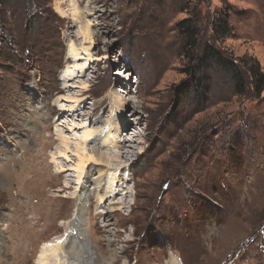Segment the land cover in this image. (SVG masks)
I'll list each match as a JSON object with an SVG mask.
<instances>
[{"label":"rangeland","instance_id":"374dc122","mask_svg":"<svg viewBox=\"0 0 264 264\" xmlns=\"http://www.w3.org/2000/svg\"><path fill=\"white\" fill-rule=\"evenodd\" d=\"M90 21L93 43L81 35ZM183 22L197 36L192 50ZM223 22L229 34L215 37ZM72 42L88 52L79 51L85 67L69 83ZM207 51L214 56L199 65ZM255 68L264 79V0H0V264H38L48 245L68 243L78 175L59 173L77 160L57 159V127L83 126L71 139L86 129L116 134L107 125L115 93L130 103L124 135H138L121 173L132 205L98 216L108 205L96 211L92 194L97 264H264V90L252 88ZM192 83L179 105L177 90ZM64 96L88 104L62 118L59 105L74 106ZM105 220L117 224L114 236Z\"/></svg>","mask_w":264,"mask_h":264},{"label":"bare ground","instance_id":"6f19581e","mask_svg":"<svg viewBox=\"0 0 264 264\" xmlns=\"http://www.w3.org/2000/svg\"><path fill=\"white\" fill-rule=\"evenodd\" d=\"M58 9L60 10V8ZM76 16L80 18L81 12L76 11ZM91 27H94V25L90 21L87 26L81 29V35L84 41L89 39L90 43H93V31L90 30ZM78 47L79 46L72 42L69 48L68 60H74L75 65H73V67L68 66L67 74H64V82H73L75 78H78L74 77L76 69L83 70L85 67V65L81 66L78 64V62H81V55H79V51L88 52V49H80ZM90 56L89 59H92L90 58ZM71 87L72 86L70 85L65 86L61 90L63 92H68L69 88ZM127 92L128 91H124L122 93L125 94ZM115 94L112 95V100L115 102L116 110L114 109L115 112H110L112 119L108 120L107 125L111 127V121H113L116 127L114 129L116 134L113 135L111 130H103V128L95 130L86 129L83 131V133H81V135L74 134V138L71 139L67 134L73 131L75 132V130L82 129L80 127L83 126H77L74 123V125L70 127V130L67 131V134L65 130L62 131L63 129L60 130L57 127V136L60 138L61 144L63 145V150L56 154L58 156L57 159L59 160L62 158L65 161L70 162L71 157L69 156L72 155V157H75L77 160V163L74 164V168L72 169L67 170L65 166H61L59 174H65L69 171L77 173V194L75 195L76 197H73L71 199L77 198L78 203L74 209V219L65 223V225H67V230H71V233L67 236L66 239L68 243L64 244L65 241L62 242L61 240V242L57 241L58 243H55L54 245H48V248L50 249L42 250L43 252L39 255L38 258V264H97V254L95 253L93 245L90 243L91 241L89 240L88 233L90 228H92V222L91 219H89L92 207V204L90 202L92 194L96 200L94 205L96 211L99 206H103L106 204L108 205L107 210L105 212H100L98 216L105 215V217H107L110 216L112 213L127 211L132 205L131 201L129 200V194L131 191L130 187L128 186V179H121V177L123 176V174L121 173L127 171V163H130L134 160L133 158L135 155L133 152H131V150L134 149L132 145L136 143V138H138V135L137 131H135L131 136H129V134L124 135L123 131H125L126 127L130 126L129 123L126 124L127 118L129 116L128 114L125 115V108L129 106L130 103L127 101L124 102L123 99H120L119 95H117V97ZM60 99H70L73 102L69 101V103L72 102V104L74 105H59V117L62 118H67V116H75L76 113H78L79 107L81 105L88 104L85 100L78 102V100H75V98H67L65 96ZM106 101L107 100H102L101 105L106 103ZM83 107L85 109H88L85 106ZM51 110L54 109L52 108ZM129 121L130 123L134 121V123L139 125L142 119L138 117L132 120L131 118V120L129 119ZM59 122V126L63 127L62 124H65V121ZM64 129H67V127H64ZM71 142H75L72 147L73 151L71 150V147H69L70 145L72 146ZM111 147L113 148V152L108 151ZM105 150L106 152H104ZM56 155H53L54 161L56 159ZM123 160L126 161L125 164L122 163ZM113 161H115V167L112 165ZM90 169L97 170V178L89 177ZM91 186H93L94 191H91ZM64 188L70 189V184L67 182L66 184H64ZM123 195L124 197H122ZM42 196L41 200L43 199ZM120 196L122 198L118 200V202H113L117 200V198ZM116 226V223H112L110 221L107 222V220H105L103 227L107 228L108 231L111 233L112 230H115ZM77 232L80 234L77 235ZM111 235L114 236L115 233H111ZM79 237L83 239L84 243L79 241ZM111 240L113 241V239H109L108 241ZM67 247H69V251H67ZM178 263L179 262L176 260L175 263L171 264Z\"/></svg>","mask_w":264,"mask_h":264},{"label":"trees","instance_id":"16d2710c","mask_svg":"<svg viewBox=\"0 0 264 264\" xmlns=\"http://www.w3.org/2000/svg\"><path fill=\"white\" fill-rule=\"evenodd\" d=\"M182 30L187 31L189 33L188 37L190 38L188 40V42H193V45L191 46V50L194 49L196 47V43H197V36L196 34L192 33L191 31V26H186V22H183L179 25ZM228 25L226 22H223V24H221L220 27H218L217 29H214V36H219V37H225L229 34L228 32ZM190 31V32H189ZM192 52V51H189ZM212 52H208L206 53V56L203 59H197L195 61H199V65L201 63L202 64H206V62L209 60V56H214L213 54H211ZM213 59V57H211V60ZM217 61H220V59H218ZM235 62V61H234ZM233 66V65H232ZM235 67V66H234ZM256 67V66H254ZM252 88L254 90V92L258 95L260 93H262V91L264 90V79L263 76L261 75L260 71L258 69L255 68V70L252 72ZM235 81H237V92H241V95L245 94V91L242 90V88L245 87V79L242 78V76L238 73V74H233ZM196 83V81H195ZM194 83V84H195ZM197 86L199 85V82L196 83ZM193 90V83L192 84H186L181 86L180 89L177 90V95H178V103L179 105L181 104V102L186 99L188 96H190V94L192 93Z\"/></svg>","mask_w":264,"mask_h":264}]
</instances>
